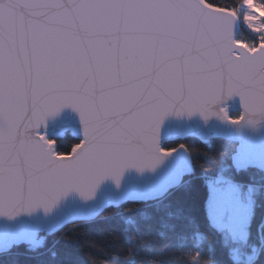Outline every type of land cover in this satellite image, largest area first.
I'll return each mask as SVG.
<instances>
[{
	"label": "snow or ice",
	"instance_id": "1",
	"mask_svg": "<svg viewBox=\"0 0 264 264\" xmlns=\"http://www.w3.org/2000/svg\"><path fill=\"white\" fill-rule=\"evenodd\" d=\"M171 111L264 119V0H0V210L150 166Z\"/></svg>",
	"mask_w": 264,
	"mask_h": 264
},
{
	"label": "trees",
	"instance_id": "2",
	"mask_svg": "<svg viewBox=\"0 0 264 264\" xmlns=\"http://www.w3.org/2000/svg\"><path fill=\"white\" fill-rule=\"evenodd\" d=\"M238 35L248 38L243 28ZM228 112L240 116L237 109ZM180 146L190 153L193 170L161 197L127 199L106 206L95 217L41 231L36 243H14L0 252V264H264V167L235 163L239 142L223 135L203 140L190 134L166 140L161 148ZM221 174L254 188L244 240L210 222L207 178ZM232 248L253 257L249 262L235 259Z\"/></svg>",
	"mask_w": 264,
	"mask_h": 264
},
{
	"label": "water",
	"instance_id": "3",
	"mask_svg": "<svg viewBox=\"0 0 264 264\" xmlns=\"http://www.w3.org/2000/svg\"><path fill=\"white\" fill-rule=\"evenodd\" d=\"M242 113L239 97L231 98L226 105ZM255 122V123H253ZM195 134L203 140L223 135L239 142L233 161L241 166L264 164V119L256 114L246 117V121L233 123L220 115L205 117L201 112L171 111L162 121L157 135V149L164 141ZM177 147L167 153L157 151L150 166L129 165L122 169L119 180L106 175L93 187L90 195L82 194L73 187L62 193L50 206L37 204L21 206L14 211L0 210V252L6 251L14 243L29 242L32 234L52 231L67 222L97 216L106 206L127 199L150 200L159 198L178 185L184 175L193 170L190 153V168L178 156Z\"/></svg>",
	"mask_w": 264,
	"mask_h": 264
},
{
	"label": "rangeland",
	"instance_id": "4",
	"mask_svg": "<svg viewBox=\"0 0 264 264\" xmlns=\"http://www.w3.org/2000/svg\"><path fill=\"white\" fill-rule=\"evenodd\" d=\"M257 165L264 167V164ZM207 184L208 197L206 200V208L211 224L228 233L236 240H244L253 213V186H244L227 179L223 174L208 177ZM36 241L37 236L30 240L29 243H36ZM231 254L235 259L248 262L253 257L252 254H242L238 248H232Z\"/></svg>",
	"mask_w": 264,
	"mask_h": 264
},
{
	"label": "bare ground",
	"instance_id": "5",
	"mask_svg": "<svg viewBox=\"0 0 264 264\" xmlns=\"http://www.w3.org/2000/svg\"><path fill=\"white\" fill-rule=\"evenodd\" d=\"M177 154L178 156L184 161L185 165L187 166V168L189 169L190 168V156L188 154V152L186 150H179L177 149ZM258 163H262V161H259ZM35 237V234H32L28 239L29 240H32L34 239Z\"/></svg>",
	"mask_w": 264,
	"mask_h": 264
}]
</instances>
